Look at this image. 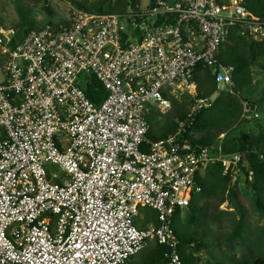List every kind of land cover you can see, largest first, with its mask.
I'll list each match as a JSON object with an SVG mask.
<instances>
[{
	"label": "built area",
	"instance_id": "2783aa9c",
	"mask_svg": "<svg viewBox=\"0 0 264 264\" xmlns=\"http://www.w3.org/2000/svg\"><path fill=\"white\" fill-rule=\"evenodd\" d=\"M264 39V20L242 0H155L124 13L75 9L68 25L21 37L0 27L6 56L0 82V264H132L148 243L167 245L182 264L177 209L201 191L207 168L250 178L240 153L195 143L197 114L218 96L198 98L195 71H212L230 91L233 65L218 63L231 27ZM104 88L99 104L84 87ZM193 96L184 119L160 140L148 137L153 105ZM259 115L250 104L243 118ZM48 164L63 176L51 177ZM145 207L158 224L141 228Z\"/></svg>",
	"mask_w": 264,
	"mask_h": 264
},
{
	"label": "trees",
	"instance_id": "16d2710c",
	"mask_svg": "<svg viewBox=\"0 0 264 264\" xmlns=\"http://www.w3.org/2000/svg\"><path fill=\"white\" fill-rule=\"evenodd\" d=\"M141 0H95L89 5H84L77 0H73L74 4L85 11L100 13H124L129 8L134 10L139 8ZM153 4L155 0H150ZM228 0H219L222 4ZM242 4L255 17L264 20V0H242ZM22 26L19 29L21 37L29 34L34 30H39L46 25L61 28L68 25L48 23L43 27H38L34 22L28 20L21 13ZM2 28V27H1ZM247 47V50L244 48ZM264 57V39L262 42L251 41L243 38L238 33V25L231 27L221 44L218 54V63L223 65H233L235 71L233 73V86L228 91V96H217L209 106L203 108L196 117L192 127V140L195 143L209 146L213 150L220 149L225 154L240 153L243 160H247L249 167L247 170L253 173V176L243 179L253 192V206L264 217V128L258 135H249L239 132L232 139L226 140L229 134L242 122H246L242 116L244 113V102L248 100L243 98L239 91L246 86L254 85V77L252 74V66L258 62V59ZM264 67V65H263ZM195 79L197 84V97L208 98L218 91L215 76L212 71L203 66H198L195 71ZM85 93L90 100L99 104L105 96L104 88L98 81L93 79L92 84L84 87ZM235 94L236 96H230ZM150 111L147 115L150 124L148 137L152 140H160L174 132L177 127L176 120L169 122L165 127L160 128L156 133L151 127L155 121ZM187 112H178L179 120L185 118ZM224 184V187L220 185ZM231 184V186H230ZM236 181L233 184L229 173L225 172L221 165L216 164L206 169L205 174L201 177V191L195 194L189 204L185 208V218L179 223V229L174 226L175 233L179 240L177 245L178 251L182 258V264H187L192 255L185 252V247L193 246L199 248H209L210 240L206 238L204 230H187V226L193 225L198 221L202 214L210 212H221L220 206L229 197L230 200L236 201L240 218L236 221L233 230L230 232L229 239L246 240L244 233L248 227L249 212L245 209V201L236 190ZM200 197L199 205L196 199ZM152 211L151 224H158V216L156 212L148 207L143 208L145 214ZM148 214H151L148 212ZM182 216V209H177L173 221H179ZM171 247L167 245L155 244V248L150 252L148 258L143 264H154L164 262L166 256L170 254ZM134 259V258H133ZM133 259L131 263L133 264ZM231 264H264V256L258 253L252 254L244 259L237 260Z\"/></svg>",
	"mask_w": 264,
	"mask_h": 264
},
{
	"label": "rangeland",
	"instance_id": "374dc122",
	"mask_svg": "<svg viewBox=\"0 0 264 264\" xmlns=\"http://www.w3.org/2000/svg\"><path fill=\"white\" fill-rule=\"evenodd\" d=\"M78 2L89 5L95 0H77ZM150 3V0H141L140 8H144ZM75 9H79L73 0H0V27L9 29L11 27L22 26L21 13L35 23L38 27H43L48 23L63 24L69 23L72 13ZM247 50V47L244 48ZM5 61L6 56L0 48V81L5 78ZM264 57L258 59V62L252 66V74L254 77V85L246 86L239 94L250 104L259 115L246 122H242L226 137V140L232 139L240 131L249 135H258L264 128ZM228 91L223 88H218L219 96H228ZM197 96V84L196 92ZM217 95V93H216ZM235 97L236 95H230ZM217 96H215L216 98ZM193 96L188 93H182L178 98L174 99L170 108H159L158 105H153L151 114L155 121L152 124L153 130L158 133L160 128L165 127L169 122H174L178 117V112H188L193 105ZM47 172L51 177L53 175L61 178L63 173L59 166L48 164ZM233 182V181H232ZM236 190L245 201V209L249 212L247 221L248 227L244 236L246 240L229 239L230 232L233 230L236 221L240 218V213L236 201H232L227 197V200L220 206L221 212H210L202 214L198 221L193 225L187 226V230H204L207 240H210V247L199 248L193 246L185 247V252L192 255V258L187 264H231L237 260L244 259L252 254L258 253L264 256V217L257 211L252 203L253 192L240 177L236 180ZM221 187L224 184L221 183ZM231 186V184H230ZM200 197L196 199L199 205ZM147 212L152 213L150 211ZM185 209H182V216L179 221L174 222V226L179 229V223L185 218ZM135 224L139 227H146L147 221L140 216L136 217ZM155 248V244L150 242L147 246L134 256L133 264H143L148 258L150 252Z\"/></svg>",
	"mask_w": 264,
	"mask_h": 264
},
{
	"label": "crops",
	"instance_id": "0c3cea01",
	"mask_svg": "<svg viewBox=\"0 0 264 264\" xmlns=\"http://www.w3.org/2000/svg\"><path fill=\"white\" fill-rule=\"evenodd\" d=\"M17 27V26H16ZM1 82V81H0ZM145 211L146 210H141V213H140V215H138V216H140L141 218H143V220H145L146 221V218L147 217H149V219H152V215H154L153 213H151V214H148V212H146V214H145ZM152 212V211H151ZM137 216V217H138ZM148 222V224L150 225L151 223V221H147ZM149 225H147L146 227H148ZM141 228H145V227H141Z\"/></svg>",
	"mask_w": 264,
	"mask_h": 264
},
{
	"label": "water",
	"instance_id": "95a60500",
	"mask_svg": "<svg viewBox=\"0 0 264 264\" xmlns=\"http://www.w3.org/2000/svg\"><path fill=\"white\" fill-rule=\"evenodd\" d=\"M20 25H18V27H19Z\"/></svg>",
	"mask_w": 264,
	"mask_h": 264
}]
</instances>
